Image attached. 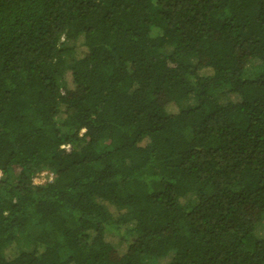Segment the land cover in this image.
Wrapping results in <instances>:
<instances>
[{
	"label": "trees",
	"instance_id": "1",
	"mask_svg": "<svg viewBox=\"0 0 264 264\" xmlns=\"http://www.w3.org/2000/svg\"><path fill=\"white\" fill-rule=\"evenodd\" d=\"M0 173V264H264V0H0Z\"/></svg>",
	"mask_w": 264,
	"mask_h": 264
},
{
	"label": "rangeland",
	"instance_id": "2",
	"mask_svg": "<svg viewBox=\"0 0 264 264\" xmlns=\"http://www.w3.org/2000/svg\"><path fill=\"white\" fill-rule=\"evenodd\" d=\"M72 44L70 42H66V46L70 47ZM70 56V54L67 55V58ZM70 59V57H69ZM261 68V63L257 60L254 61H250L247 65V69H246V76L248 78H254L258 75V72ZM195 104L193 99H188L182 102V107L186 108V107H190L193 106ZM38 182V181H37ZM256 235L258 238H262L264 237V225H258L256 227ZM105 240L107 242L113 243V244H118L119 243V237L116 236L113 233H107L105 234ZM21 248H24L25 250H27L28 248H26L25 246H21ZM171 260V256L159 260L157 264H168L169 261Z\"/></svg>",
	"mask_w": 264,
	"mask_h": 264
},
{
	"label": "built area",
	"instance_id": "3",
	"mask_svg": "<svg viewBox=\"0 0 264 264\" xmlns=\"http://www.w3.org/2000/svg\"><path fill=\"white\" fill-rule=\"evenodd\" d=\"M0 176H1V173H0ZM52 176H53L52 174H47V173L43 172L34 179V183L35 184H42L45 182H50L52 180Z\"/></svg>",
	"mask_w": 264,
	"mask_h": 264
}]
</instances>
